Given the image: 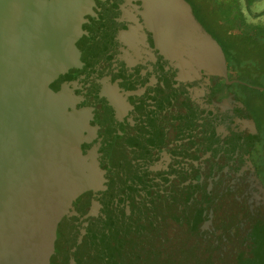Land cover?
Listing matches in <instances>:
<instances>
[{"label": "water", "instance_id": "water-1", "mask_svg": "<svg viewBox=\"0 0 264 264\" xmlns=\"http://www.w3.org/2000/svg\"><path fill=\"white\" fill-rule=\"evenodd\" d=\"M235 83L188 0H0V264H264Z\"/></svg>", "mask_w": 264, "mask_h": 264}, {"label": "trees", "instance_id": "trees-1", "mask_svg": "<svg viewBox=\"0 0 264 264\" xmlns=\"http://www.w3.org/2000/svg\"><path fill=\"white\" fill-rule=\"evenodd\" d=\"M194 11L225 54L230 80H240L231 90L244 100L260 128V142L252 162L264 180V10L256 12L259 0H188Z\"/></svg>", "mask_w": 264, "mask_h": 264}, {"label": "flooded vegetation", "instance_id": "flooded-vegetation-1", "mask_svg": "<svg viewBox=\"0 0 264 264\" xmlns=\"http://www.w3.org/2000/svg\"><path fill=\"white\" fill-rule=\"evenodd\" d=\"M219 88V86L217 87V89ZM231 88V86L229 87V90H231L230 89ZM231 91H233V90H231ZM233 92H235V91H233ZM236 93V92H235ZM237 94V93H236ZM237 95H239V94H237ZM240 96V95H239ZM241 98V97H240ZM242 99V98H241ZM243 100V99H242ZM243 102H244V100H243ZM244 104H245V102H244ZM246 105V104H245ZM247 107V106H246ZM248 108V107H247ZM250 110V109H249ZM251 113H252V111H250ZM252 115H253V113H252ZM254 116V115H253ZM254 119H255V117H254ZM255 121H256V119H255ZM256 123H257V121H256ZM257 126H258V129H259V132H260V128H259V125H258V123H257ZM260 142V141H259ZM258 142V143H259ZM257 145V143L255 144V146ZM255 146H254V148H255ZM254 148H253V151H254ZM252 155H253V152H252ZM254 164V163H253ZM255 165V164H254ZM257 167V166H256ZM257 170H258V173H259V176H260V178H261V175H260V172H259V169H258V167H257ZM262 181H263V183H264V180L263 179H261ZM147 190V189H146ZM130 216H132V217H134V209L133 210H131V211H129V213H128ZM138 219V218H137ZM136 219V220H137ZM154 220V219H153ZM134 221V220H133ZM152 223H153V221H152ZM140 237V235H139V233H136L135 235H133V236H131L130 235V237H129V239L127 238V239H125V240H121V241H126L127 240V242H129V241H131V240H133V239H137V238H139ZM143 258L145 259V255L143 256ZM144 262L147 264V261L146 260H144Z\"/></svg>", "mask_w": 264, "mask_h": 264}, {"label": "rangeland", "instance_id": "rangeland-1", "mask_svg": "<svg viewBox=\"0 0 264 264\" xmlns=\"http://www.w3.org/2000/svg\"><path fill=\"white\" fill-rule=\"evenodd\" d=\"M253 10L256 12H262L264 10V0L257 1L253 6Z\"/></svg>", "mask_w": 264, "mask_h": 264}]
</instances>
